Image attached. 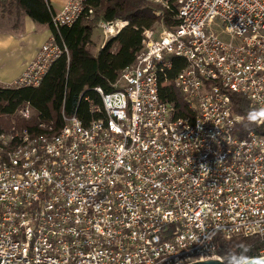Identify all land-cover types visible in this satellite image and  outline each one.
Returning a JSON list of instances; mask_svg holds the SVG:
<instances>
[{
  "label": "built area",
  "instance_id": "built-area-1",
  "mask_svg": "<svg viewBox=\"0 0 264 264\" xmlns=\"http://www.w3.org/2000/svg\"><path fill=\"white\" fill-rule=\"evenodd\" d=\"M4 0H0V5ZM167 5V0H153ZM173 29L142 49L85 124L0 132V264H186L218 258L217 236L264 238V133L241 135L231 92L264 125V0H178ZM68 0L56 28L92 13ZM128 20H98L105 44ZM68 54L52 36L9 88L38 87ZM173 57L185 64L173 77ZM172 85L178 104L164 99ZM30 119L25 101L15 112ZM242 257L231 264H242ZM226 264V263H225Z\"/></svg>",
  "mask_w": 264,
  "mask_h": 264
},
{
  "label": "trees",
  "instance_id": "trees-1",
  "mask_svg": "<svg viewBox=\"0 0 264 264\" xmlns=\"http://www.w3.org/2000/svg\"><path fill=\"white\" fill-rule=\"evenodd\" d=\"M1 5L15 6L23 10L35 22L46 24L58 41H63L68 54H63L49 69L38 87L5 89L0 86V132L11 127V119L17 127L39 129L40 122H53L57 131L62 125V111L67 115L77 113L88 124L101 114L92 113L91 105L102 106V97L96 90L111 92L121 72L134 63L142 49L144 29H153L157 23L165 29L178 25L176 17L178 0H167V5L153 0H91L92 13H84L72 25L56 28L53 17L56 11L48 0H4ZM125 18L128 24L94 54L92 45L93 29L99 19L115 21ZM169 77L173 78L184 66L180 57H173ZM164 99L180 103V93L172 85L161 88ZM231 107L234 113L243 117L237 130L245 135L250 130L264 133V125L258 123V112L249 100L231 92ZM32 103L35 114L30 119L16 115L25 102ZM41 130V129H39ZM218 254L225 256L226 264L235 258L247 260L264 255V238L259 236L226 238L217 236Z\"/></svg>",
  "mask_w": 264,
  "mask_h": 264
},
{
  "label": "crops",
  "instance_id": "crops-1",
  "mask_svg": "<svg viewBox=\"0 0 264 264\" xmlns=\"http://www.w3.org/2000/svg\"><path fill=\"white\" fill-rule=\"evenodd\" d=\"M67 1L48 0L56 12L60 11ZM13 7L0 5V81L2 82L14 81L23 72L27 63L35 57L40 46L53 36L48 25L35 22L23 10ZM3 21L6 24H3ZM93 43L96 44L94 41ZM97 46L94 54L104 46L103 40L97 42Z\"/></svg>",
  "mask_w": 264,
  "mask_h": 264
},
{
  "label": "rangeland",
  "instance_id": "rangeland-1",
  "mask_svg": "<svg viewBox=\"0 0 264 264\" xmlns=\"http://www.w3.org/2000/svg\"><path fill=\"white\" fill-rule=\"evenodd\" d=\"M153 2H154V1H153ZM164 5H165V4H164ZM13 8H16V7L14 6ZM121 19L126 20L125 18H121ZM12 22H13V21H12ZM8 23H9V22H8ZM8 23H7V24H8ZM3 24H6V22L3 21ZM164 29H165V28H163V24H161V23H157V24L155 25V28H154L155 35L158 36V35L161 33V31L164 30ZM92 38H94L93 41H94L96 44L92 43V45H90V49L92 50V52H96L97 47H98V46H97V42H101L102 40H103V41L105 40V36H104L102 30H101L100 27L98 26V21H97V23H96V25H95V27H94V29H93ZM98 45H99V44H98Z\"/></svg>",
  "mask_w": 264,
  "mask_h": 264
},
{
  "label": "water",
  "instance_id": "water-1",
  "mask_svg": "<svg viewBox=\"0 0 264 264\" xmlns=\"http://www.w3.org/2000/svg\"><path fill=\"white\" fill-rule=\"evenodd\" d=\"M186 264H225V262L218 258H207L204 260L193 261L191 263ZM242 264H264V255L259 258L247 259Z\"/></svg>",
  "mask_w": 264,
  "mask_h": 264
}]
</instances>
